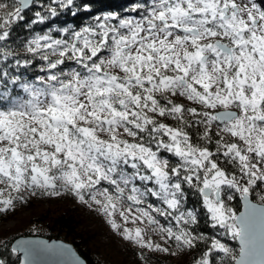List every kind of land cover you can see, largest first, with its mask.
<instances>
[{"label": "snow or ice", "instance_id": "obj_1", "mask_svg": "<svg viewBox=\"0 0 264 264\" xmlns=\"http://www.w3.org/2000/svg\"><path fill=\"white\" fill-rule=\"evenodd\" d=\"M95 7L0 0V213L69 195L143 264H264V0Z\"/></svg>", "mask_w": 264, "mask_h": 264}, {"label": "trees", "instance_id": "obj_2", "mask_svg": "<svg viewBox=\"0 0 264 264\" xmlns=\"http://www.w3.org/2000/svg\"><path fill=\"white\" fill-rule=\"evenodd\" d=\"M79 2V0H78ZM97 7L93 8V11H98L99 8L108 9H120L125 3V0H95ZM84 13L81 16H87ZM65 20H71L72 17L65 16ZM17 31L23 35V29H17ZM172 124L174 122L168 121ZM70 196L68 195V198ZM194 202V201H193ZM43 203L38 200L30 201V211L22 217L20 224L12 230L0 231V259H3L6 264H19L20 260L17 254H13L12 242L14 238L20 235H40L44 237H57L66 240L71 243L77 252L87 261L88 264H120L123 254L132 256V250L123 246V254L115 253L111 248H101L99 246V230L92 228L83 220V215L80 210L64 203ZM232 204L240 211L241 201H233ZM163 222V221H162ZM199 228L202 232L209 235L213 234L212 229L201 221ZM11 232L15 234H10ZM223 239V238H221ZM230 245L235 244L238 248V243L233 241H227ZM204 247L200 245L191 255H186L182 262L176 264H192V259L197 253ZM160 264H174L168 263L170 257L165 259H159Z\"/></svg>", "mask_w": 264, "mask_h": 264}, {"label": "rangeland", "instance_id": "obj_3", "mask_svg": "<svg viewBox=\"0 0 264 264\" xmlns=\"http://www.w3.org/2000/svg\"><path fill=\"white\" fill-rule=\"evenodd\" d=\"M244 0H238V3H243ZM31 200H38L39 202L43 203H64L67 202L69 205H73L77 207L83 215V220L91 225L92 228L99 230V246L101 248H111L115 251V253L123 254V246L132 250V256H128L123 254V258L120 260V264H143V261L140 259L138 253L139 249L131 245L130 243L124 241L120 236L114 233L110 227L105 223V220L102 216L98 215L96 212L90 210L87 206L81 205L75 201L74 197H69L68 195L61 196V197H36L30 198L27 203H20L17 202L15 204V209L13 211H9L6 213H0V231L3 230H12L16 228L22 219L29 211H30V201ZM58 204V205H59ZM119 220V218L117 217ZM142 225H132L129 224L128 227H136ZM10 234H15L11 232ZM151 237V239L156 243H162L160 237L154 233L149 232L148 235L145 237L146 239ZM146 251V250H145ZM167 256L170 257L168 263H179L182 262L186 255L181 256H171L166 255L164 253H148V262L147 264H160L159 259H165Z\"/></svg>", "mask_w": 264, "mask_h": 264}, {"label": "water", "instance_id": "obj_4", "mask_svg": "<svg viewBox=\"0 0 264 264\" xmlns=\"http://www.w3.org/2000/svg\"><path fill=\"white\" fill-rule=\"evenodd\" d=\"M243 211V202L241 201V209ZM27 240V241H40L44 245L52 246L50 250H45L39 252V254L33 257L35 264H65L66 261L70 259L68 256H62L57 253L59 246H63L65 249L70 250L71 256L75 258L79 264H88L87 261L77 252L75 247L62 238L57 237H44L40 235H20L14 238L12 242V248L16 246L17 241ZM21 264V261L24 259L23 254H17Z\"/></svg>", "mask_w": 264, "mask_h": 264}]
</instances>
